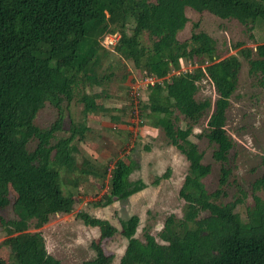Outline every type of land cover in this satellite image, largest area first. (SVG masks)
<instances>
[{
	"label": "trees",
	"instance_id": "16d2710c",
	"mask_svg": "<svg viewBox=\"0 0 264 264\" xmlns=\"http://www.w3.org/2000/svg\"><path fill=\"white\" fill-rule=\"evenodd\" d=\"M187 8L235 20L248 31L258 23L264 25V0H0V210L10 206L15 216L0 223L16 264H61L47 252L42 234L29 232L30 221L40 228L52 215L73 211L74 200L62 195L58 168L67 174L76 171L73 142L76 135L83 137L85 128L73 127L67 138L53 142L62 129L63 105L72 101L80 78L102 84L95 74L100 42L115 34L117 26L129 23L131 34L121 31L111 47L133 70L158 81L178 69L182 60L197 61L200 68L173 75L165 86L156 82L149 87L151 100L137 104L141 120L147 113L149 124L160 128L188 163L179 190L185 204L179 223L174 216L166 219L158 234L163 244L149 234L144 242L135 238L137 216L120 220L119 234L127 244L119 264H264V156L262 174L252 184L253 205L241 219L233 212L241 199L218 204L214 200L220 192H207L203 180L211 167L190 140L192 129L176 125L178 116L194 120L207 116L204 137L214 145L212 158L227 162L233 143L225 130L226 113L242 64L234 55L220 60L216 42L197 32L198 24H193L188 40H178L189 21ZM143 36L149 46L141 43ZM246 57L249 72L264 83V44L247 49ZM201 77L214 87V102L196 100ZM81 101L86 113L107 111L91 97ZM47 106L56 112V119L40 127L36 118ZM137 169L133 161L115 162L103 205L127 200L145 188L141 180H129ZM79 171L101 180L107 176L106 170L100 172L86 162ZM220 174L224 184L228 174L224 165ZM78 215L86 226L99 230V240L118 233L106 220ZM91 247L94 258L83 264H112L99 244Z\"/></svg>",
	"mask_w": 264,
	"mask_h": 264
},
{
	"label": "rangeland",
	"instance_id": "374dc122",
	"mask_svg": "<svg viewBox=\"0 0 264 264\" xmlns=\"http://www.w3.org/2000/svg\"><path fill=\"white\" fill-rule=\"evenodd\" d=\"M185 14L189 21L177 35L180 42L188 40L193 24H198L197 32L207 33L216 42V54L220 60L234 55L242 64L237 90L230 99L226 113L225 130L233 143L226 163L215 162L212 158L214 145L209 144L204 137L207 116L194 120L177 115L176 125L192 129L190 140L202 153L203 163L211 167L210 174L203 180L207 192H220L218 199L214 200L218 204L241 199L242 203L237 204L233 212L244 219L246 209L253 205L252 184L262 174L261 158L264 156V83L249 72L246 50H254L256 46L264 44V25L258 23L248 31L232 19L223 20L188 8ZM132 29V23L125 28L117 26L115 34L108 36L116 41L121 31L130 35ZM141 43L150 45L147 36L142 37ZM100 46L102 49L97 52L99 62L95 74L100 77L102 84L95 85L82 78L77 81L72 101L63 105L62 129L55 134L53 141L67 138L73 127L76 130L85 128L83 137L80 139L76 135L73 142L76 146V171L67 174L64 168H58L62 195L74 200L73 211L70 214L52 215L48 223L40 228L35 227V220L30 221L29 232H40L48 253L61 264H83L92 260L95 255L92 243L101 246L104 253L112 258V264H119L127 244L119 234V221L130 216L139 218L135 238L144 242L145 235L149 234L163 244L158 234L166 219L174 216L175 222L179 223L185 204L179 196V190L188 174V163L178 150L168 144L162 130L149 124L147 113L141 116V120V110L137 104H147L151 100L149 87L156 82L165 86L173 75L200 68L198 62L182 60L178 69L155 82L113 54V47L105 39L100 42ZM91 73L88 72V75ZM85 96L91 97L107 111L86 113L84 102L81 101ZM195 98L211 102L216 99L214 87L207 77H201L198 82ZM55 119L56 112L47 106L37 115L36 123L40 127H48ZM117 160L136 163L138 169L130 175L129 180H141L145 188L127 200L103 205L104 197L108 194L110 171ZM84 162L100 172L106 170L107 176L102 180L92 175L83 176L79 170ZM222 165L228 170L224 184H220ZM80 213L108 221L118 233L99 240V230L86 226L78 215ZM14 217L10 206L0 210V221ZM0 261L3 264H16L10 240L3 233L1 223Z\"/></svg>",
	"mask_w": 264,
	"mask_h": 264
},
{
	"label": "built area",
	"instance_id": "2783aa9c",
	"mask_svg": "<svg viewBox=\"0 0 264 264\" xmlns=\"http://www.w3.org/2000/svg\"><path fill=\"white\" fill-rule=\"evenodd\" d=\"M107 39V40H106ZM105 41L110 45V46H113L114 44H115V40H113V38L111 37V36H107L106 38H105ZM150 79V81H154L155 79H152V78H149ZM155 82H156V80H155ZM154 82V83H155Z\"/></svg>",
	"mask_w": 264,
	"mask_h": 264
},
{
	"label": "crops",
	"instance_id": "0c3cea01",
	"mask_svg": "<svg viewBox=\"0 0 264 264\" xmlns=\"http://www.w3.org/2000/svg\"><path fill=\"white\" fill-rule=\"evenodd\" d=\"M137 194V193H136ZM48 252V251H47Z\"/></svg>",
	"mask_w": 264,
	"mask_h": 264
}]
</instances>
